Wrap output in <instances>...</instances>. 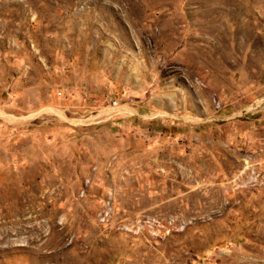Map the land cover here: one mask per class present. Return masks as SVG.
<instances>
[{"label":"rangeland","instance_id":"obj_1","mask_svg":"<svg viewBox=\"0 0 264 264\" xmlns=\"http://www.w3.org/2000/svg\"><path fill=\"white\" fill-rule=\"evenodd\" d=\"M0 264H264V0H0Z\"/></svg>","mask_w":264,"mask_h":264},{"label":"built area","instance_id":"obj_2","mask_svg":"<svg viewBox=\"0 0 264 264\" xmlns=\"http://www.w3.org/2000/svg\"><path fill=\"white\" fill-rule=\"evenodd\" d=\"M115 104H113V106H114Z\"/></svg>","mask_w":264,"mask_h":264}]
</instances>
